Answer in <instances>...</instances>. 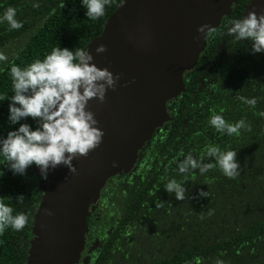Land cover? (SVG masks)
I'll use <instances>...</instances> for the list:
<instances>
[{"label": "trees", "instance_id": "16d2710c", "mask_svg": "<svg viewBox=\"0 0 264 264\" xmlns=\"http://www.w3.org/2000/svg\"><path fill=\"white\" fill-rule=\"evenodd\" d=\"M120 1L108 0L104 15L93 20L84 15L80 0H0V15L12 6L22 25L9 30L6 22L0 23V51L9 57L0 62V96L4 97L0 99V137L17 126L7 123L10 64L22 67L57 46L85 48ZM34 3L38 6L33 7ZM259 72L253 81L262 87L251 90V94L260 93L255 108L239 100L230 114L220 113L227 123L244 120L245 126L231 135L211 126L207 136L199 118L210 117L187 108L185 94L180 93L174 105H167L172 111L170 121L144 142L132 170L106 179L100 189L101 221L108 220L114 230L101 238L85 264H216L217 260L264 264V61ZM27 122L33 124L31 118ZM211 145L236 152L237 175L226 177L215 167L206 155ZM189 153L214 166L204 173L196 169L177 172L176 162ZM0 169L4 176L1 197L16 214L13 198L23 194L25 185L21 187L5 165L0 164ZM169 179L182 183L183 200L164 190ZM201 191L206 195H200ZM36 204L37 200L25 215L17 245L10 241L16 235L14 229L0 231V244L9 243L0 254V264H24ZM98 225L94 220L90 237L98 234Z\"/></svg>", "mask_w": 264, "mask_h": 264}, {"label": "water", "instance_id": "95a60500", "mask_svg": "<svg viewBox=\"0 0 264 264\" xmlns=\"http://www.w3.org/2000/svg\"><path fill=\"white\" fill-rule=\"evenodd\" d=\"M231 0H121L85 46L99 67L119 74L103 101L87 103L103 130L100 144L38 180L41 199L33 215L25 264H75L84 247L89 207L106 179L127 173L137 152L169 119L168 100L184 89L209 29L228 14ZM259 13L264 0L248 7ZM208 28L197 32V26ZM103 43L105 50L95 48ZM115 161V166H113ZM50 210L49 215L45 210ZM87 257L83 259V263Z\"/></svg>", "mask_w": 264, "mask_h": 264}, {"label": "clouds", "instance_id": "9594fccd", "mask_svg": "<svg viewBox=\"0 0 264 264\" xmlns=\"http://www.w3.org/2000/svg\"><path fill=\"white\" fill-rule=\"evenodd\" d=\"M85 9L84 15L97 19L104 15L108 0H80ZM37 7V4H33ZM16 9L8 6L0 15V23L6 22L9 30L20 28L21 22L15 18ZM227 34L235 42L247 41L251 53H264V10L257 13L249 10L246 15L231 19L226 25ZM208 28L207 24L197 26V32ZM105 45L98 44L97 53L103 52ZM9 57L0 51V62ZM93 61L88 47H53L42 59H34L24 66L11 63L8 76L11 82V95L7 107V123L10 127L0 137V164L14 175H24L30 165H35L42 179L47 178L49 169L64 165L75 172L72 160L76 156L87 155L97 147L103 130L97 126L94 113L87 108L91 98L103 101L107 89L115 87L119 74L114 75L107 67H99ZM0 99H4L0 96ZM244 103L255 104V98L238 97ZM31 118L33 124L27 122ZM218 133L231 135L245 126L243 119L227 123L222 115L213 114L208 119ZM206 155L212 157L217 167L226 177L237 175L239 164L236 152L221 151L215 145L208 146ZM113 161V166H115ZM194 159L189 153L176 162V171L186 173L196 169L204 173L213 167ZM0 175L3 171L0 170ZM167 193L175 199L183 200L185 188L175 179L164 184ZM200 195L205 196L204 191ZM18 201L23 194L16 196ZM49 215L50 210H45ZM27 221L23 213L13 214V209L0 200V231L5 228L22 229ZM216 264H222L217 260Z\"/></svg>", "mask_w": 264, "mask_h": 264}, {"label": "flooded vegetation", "instance_id": "af4514ba", "mask_svg": "<svg viewBox=\"0 0 264 264\" xmlns=\"http://www.w3.org/2000/svg\"><path fill=\"white\" fill-rule=\"evenodd\" d=\"M252 1L253 0H231L229 13L224 14L218 25L212 27L207 32L205 36V45L198 54L195 64L190 69L183 71L182 79L184 89L180 95L185 94L188 100L187 108L191 109V111L194 109L197 113L208 117L220 113L230 114L232 111L229 109H234V106L238 105V101L240 100L238 97L241 96L245 98H255L256 104V99L260 93L256 91L255 94H251V90H254L255 86H257V90L262 87L259 81L255 83L253 78L261 74L259 68L261 61H264V53H251L250 44L247 41H233L232 37L227 34L225 27L231 19L239 18L242 14L246 15L247 9ZM176 99L177 97L168 100L166 102V107H168V104L174 105ZM255 104L248 105L251 108H255ZM167 111L169 119L164 121L160 128L166 122L170 121L172 117V111L168 108ZM199 119V124L205 130L204 133L210 136L208 130L211 128V125L208 124V120L201 117ZM131 170L132 168L129 172ZM8 172L11 173L9 170ZM5 173L7 174V171ZM12 177L15 178L21 187L25 185V190L22 193L27 194V197L23 195V199L20 201L15 197L13 198L16 199L15 204L18 213L26 215L31 204L37 200L35 210L32 214L33 220V215L39 205L42 194L41 190L38 188V180L42 179L39 171L33 164L26 169L24 175L12 174ZM3 178L4 176L0 175V185L2 184ZM32 194H34V197H32ZM2 195L3 191L0 189V200H3L1 197ZM101 199L99 193L96 203L89 207V214L86 217L87 231L84 238V247L78 262L75 264H83V259L86 257L91 259V255L96 252L101 238H105L107 233L110 234L112 230H114V226L110 224L108 220H106L107 222L105 221V223L101 221L100 212L98 211L99 207L102 208L104 206L100 203ZM32 220L29 228V236H27L28 248ZM94 220L99 222L98 227L95 228V230H99V232L95 236L90 237L88 233L89 230H94V228H92ZM21 230L22 229L18 231L15 230L16 235L10 240L14 246L17 245V241H20L19 234ZM25 236L24 234L23 237L25 238ZM7 247H9L7 241L0 244V254L4 253ZM26 257L27 255L25 256L24 264Z\"/></svg>", "mask_w": 264, "mask_h": 264}]
</instances>
